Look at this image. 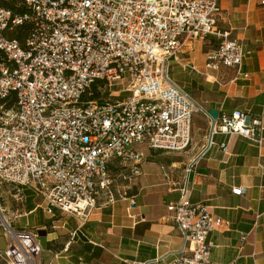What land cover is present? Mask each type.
Here are the masks:
<instances>
[{"label":"built area","instance_id":"built-area-1","mask_svg":"<svg viewBox=\"0 0 264 264\" xmlns=\"http://www.w3.org/2000/svg\"><path fill=\"white\" fill-rule=\"evenodd\" d=\"M29 12L0 8V101L17 95L15 112L0 116V181L35 185L47 213L83 220L97 195L112 183L110 165H137L142 147L172 153L191 144L192 117L204 113L214 134L235 133L261 142L260 120L234 110L212 118L208 109L170 75L184 41L213 37L205 67L238 69L244 45L219 29L218 0H25ZM30 23L21 44L6 36ZM93 84L98 96L88 99ZM1 108V107H0ZM239 194L241 189H233ZM167 204L182 247L169 264L212 261L207 236L222 220L187 187ZM6 222V220H3ZM8 264H38L36 232L4 223ZM232 264V263H228Z\"/></svg>","mask_w":264,"mask_h":264},{"label":"crops","instance_id":"crops-1","mask_svg":"<svg viewBox=\"0 0 264 264\" xmlns=\"http://www.w3.org/2000/svg\"><path fill=\"white\" fill-rule=\"evenodd\" d=\"M218 4L219 29L246 50L241 66L207 69L205 55L215 45L208 37L184 41L171 59L170 73L217 116L240 110L260 120L261 142L235 133L214 134L210 140V118L195 112L185 151L164 153L162 162L143 161L136 175L130 169L132 185L125 184L120 194H102L85 220L47 213L38 186L18 187L21 203L4 209L3 217L14 230L37 233L42 247L38 264H169L183 241L167 204L178 201L185 186L192 204L205 205L222 220L223 226L207 236L212 261L264 264V0ZM8 243L3 229L0 264H8L2 257Z\"/></svg>","mask_w":264,"mask_h":264},{"label":"trees","instance_id":"trees-1","mask_svg":"<svg viewBox=\"0 0 264 264\" xmlns=\"http://www.w3.org/2000/svg\"><path fill=\"white\" fill-rule=\"evenodd\" d=\"M0 8L9 9L17 15H23L29 12V8L25 5V0H0ZM30 28V23L24 21L23 23L9 29L6 32V36L10 39L17 40L22 44L26 37L29 35ZM217 45V41L215 40L214 48ZM97 86L98 84H93L90 89V94L87 97L88 99L95 100V98L98 96ZM0 106L3 109V112H15L17 109L16 93L14 91H11L3 100L0 101ZM109 169L111 174L118 177L119 175H130V169L132 171V166H120L117 163H114L110 165ZM131 190H135V187H133Z\"/></svg>","mask_w":264,"mask_h":264},{"label":"rangeland","instance_id":"rangeland-1","mask_svg":"<svg viewBox=\"0 0 264 264\" xmlns=\"http://www.w3.org/2000/svg\"><path fill=\"white\" fill-rule=\"evenodd\" d=\"M0 56H1V52H0ZM170 75H171V73H170ZM10 114H11V112H10ZM0 116H3V109L2 108H0ZM143 151H145L146 154L148 153L149 155L150 154L155 155V156L150 155L149 157L146 156V159L144 160V162H147L150 160H155V159H156V161L158 160V161L162 162V161H164L163 159L166 157V154H164V153L172 154V152H167V151L163 152V151H158V150H154V149L149 150L147 148H143ZM157 152H162L164 155L159 156V155H157ZM152 157H154V158H152ZM110 175H111L113 180H112L111 185L109 186V189L100 191L99 194L97 195V199H98V197H101L102 194H103V197L111 196L112 195L111 192H116V194H120L126 189L125 184H127L129 186L132 185V181L130 179L129 174L123 175L124 177L122 175H119L118 177L114 176L113 174H110ZM134 175H136V174H134ZM20 195H21V192H20L18 187H16L13 184H9V183H5V182L0 181V222H1L0 231H2L4 229V226H5L4 223H6V225L7 224L9 225L7 220H6V222L3 221V220H5L3 215L6 214L4 209L20 205V203H21ZM6 233H7V231H6Z\"/></svg>","mask_w":264,"mask_h":264},{"label":"water","instance_id":"water-1","mask_svg":"<svg viewBox=\"0 0 264 264\" xmlns=\"http://www.w3.org/2000/svg\"><path fill=\"white\" fill-rule=\"evenodd\" d=\"M209 114L211 115L212 118H216L218 115V111L215 109H209Z\"/></svg>","mask_w":264,"mask_h":264}]
</instances>
